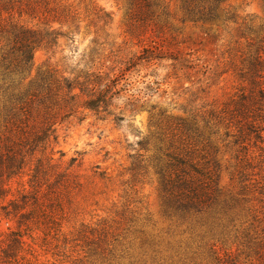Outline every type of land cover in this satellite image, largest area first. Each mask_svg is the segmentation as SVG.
Segmentation results:
<instances>
[{
	"label": "rangeland",
	"instance_id": "1",
	"mask_svg": "<svg viewBox=\"0 0 264 264\" xmlns=\"http://www.w3.org/2000/svg\"><path fill=\"white\" fill-rule=\"evenodd\" d=\"M35 1L23 0V6ZM160 2L149 26L130 19V0H50V11L38 7L35 17L1 14L4 24L31 28H43L47 15L48 26L63 33L54 47L34 51L25 83L48 66L67 75L102 68L111 79L131 58L134 66L124 71L119 87L125 90L111 107L124 115L122 122L85 111L55 126L54 163L68 173L65 188L57 189L59 228L44 235L36 226L19 227L30 209L21 200L30 189L28 175L11 180L2 200L6 210L0 207V258L21 264H264V141L251 135L236 142L237 124L229 121L191 139L166 119L189 117L185 108L233 107L248 84L239 76L237 49L246 40L238 34L263 32L264 1L227 0L220 11L233 17L214 24L187 19L180 0ZM105 12L107 21L100 17ZM145 48L153 56L137 58ZM162 129L165 143L217 169L220 200L231 205L227 214L165 211L153 137ZM148 136L150 146L141 149L138 140Z\"/></svg>",
	"mask_w": 264,
	"mask_h": 264
},
{
	"label": "trees",
	"instance_id": "2",
	"mask_svg": "<svg viewBox=\"0 0 264 264\" xmlns=\"http://www.w3.org/2000/svg\"><path fill=\"white\" fill-rule=\"evenodd\" d=\"M180 1L186 18L194 23H221L233 17L220 11V5L227 0ZM23 4V0H0V207L6 210L2 200L11 190V180L26 173L30 189L25 191L24 188L21 200L25 205L23 208L30 209L21 214L19 227L31 230L36 226L44 235H49L52 229L60 227L58 220L62 217L63 202L57 189L60 186L65 188L68 176L54 163L55 126L85 111L102 116V120L114 116L116 123L122 122L124 115L113 112L111 107L114 99L125 90L119 85L125 79L124 71L134 66V60L131 58L127 68L112 79L104 76L102 68L94 70L90 67L67 75L48 66L35 79L25 83V74L33 67L34 51L54 47L63 33L48 26L47 15L43 28H31L20 22H10V25L2 22L3 12L12 19L15 13L20 17H35L38 7L43 13L50 11V0ZM160 5V0H130V19L149 26L157 15L156 7ZM100 17L107 21L110 15L105 12ZM260 31L263 32L240 30L238 34L239 39L246 40L245 48L239 46L237 49L241 61L239 76L248 84L235 95L233 107L223 104L210 108H185L189 117L169 116L166 119L175 121L177 128L191 139L205 137L206 129L213 131L217 124L229 121L237 124L236 142H244L251 135L256 141L263 142L264 30ZM2 41H5L4 45H1ZM153 48L154 51L161 50L157 46ZM143 53L137 58H143L145 54L153 56L154 52L145 48ZM163 56L161 52L155 55L157 58ZM199 122L204 125L200 126ZM153 137L159 144L155 161L161 176L165 211L183 216L206 212L227 214L231 205L220 200L217 169L196 161L193 153L177 150L168 142L166 145L163 129ZM151 140L149 136L143 137L137 145L146 150ZM49 148L51 152H48ZM16 202L11 200L18 209L20 206ZM12 234L22 237L18 231ZM0 264L21 263L12 262L6 255L0 258Z\"/></svg>",
	"mask_w": 264,
	"mask_h": 264
}]
</instances>
